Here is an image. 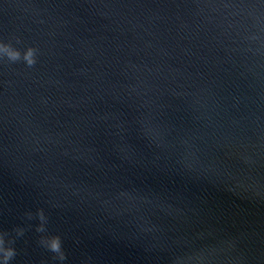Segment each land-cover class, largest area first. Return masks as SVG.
Masks as SVG:
<instances>
[{
    "label": "water",
    "instance_id": "water-1",
    "mask_svg": "<svg viewBox=\"0 0 264 264\" xmlns=\"http://www.w3.org/2000/svg\"><path fill=\"white\" fill-rule=\"evenodd\" d=\"M0 42L9 264H264V0H0Z\"/></svg>",
    "mask_w": 264,
    "mask_h": 264
},
{
    "label": "clouds",
    "instance_id": "clouds-1",
    "mask_svg": "<svg viewBox=\"0 0 264 264\" xmlns=\"http://www.w3.org/2000/svg\"><path fill=\"white\" fill-rule=\"evenodd\" d=\"M37 53V48L29 46L22 54L10 43L0 42V60L6 57L10 63H16L22 60L27 67H33L37 62ZM25 217L28 220L34 218L39 220V224L35 229L37 233L43 234L47 232L46 225L48 217L45 215L43 209H37L35 215L31 211H28L25 213ZM13 231L15 232V236L19 238L24 236L26 229L24 227H16ZM8 236L9 233L0 231V264H9L17 255L16 249L13 246L16 242L15 238L6 240ZM38 244L53 253L54 260L60 261L61 264L66 260V253L63 250L62 239L59 235H41Z\"/></svg>",
    "mask_w": 264,
    "mask_h": 264
}]
</instances>
